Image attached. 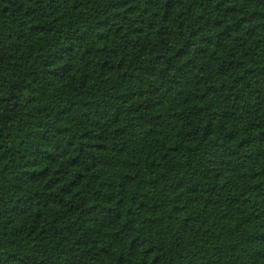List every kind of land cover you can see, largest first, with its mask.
<instances>
[{
	"label": "trees",
	"instance_id": "1",
	"mask_svg": "<svg viewBox=\"0 0 264 264\" xmlns=\"http://www.w3.org/2000/svg\"><path fill=\"white\" fill-rule=\"evenodd\" d=\"M0 264H264V0H0Z\"/></svg>",
	"mask_w": 264,
	"mask_h": 264
}]
</instances>
